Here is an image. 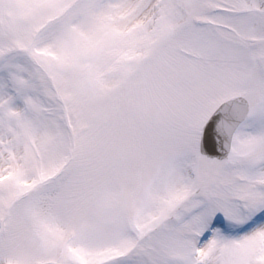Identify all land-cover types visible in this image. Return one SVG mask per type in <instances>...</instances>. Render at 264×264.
I'll use <instances>...</instances> for the list:
<instances>
[{"label": "snow or ice", "instance_id": "1", "mask_svg": "<svg viewBox=\"0 0 264 264\" xmlns=\"http://www.w3.org/2000/svg\"><path fill=\"white\" fill-rule=\"evenodd\" d=\"M0 264H264V0H0Z\"/></svg>", "mask_w": 264, "mask_h": 264}]
</instances>
